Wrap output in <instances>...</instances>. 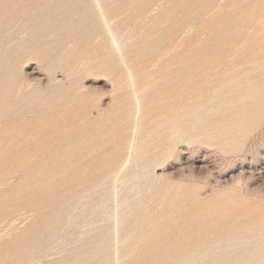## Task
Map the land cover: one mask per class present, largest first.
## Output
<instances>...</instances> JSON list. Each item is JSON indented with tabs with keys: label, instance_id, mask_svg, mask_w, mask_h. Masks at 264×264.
Instances as JSON below:
<instances>
[{
	"label": "rangeland",
	"instance_id": "374dc122",
	"mask_svg": "<svg viewBox=\"0 0 264 264\" xmlns=\"http://www.w3.org/2000/svg\"><path fill=\"white\" fill-rule=\"evenodd\" d=\"M263 91L264 0H0V264L264 235Z\"/></svg>",
	"mask_w": 264,
	"mask_h": 264
},
{
	"label": "bare ground",
	"instance_id": "6f19581e",
	"mask_svg": "<svg viewBox=\"0 0 264 264\" xmlns=\"http://www.w3.org/2000/svg\"><path fill=\"white\" fill-rule=\"evenodd\" d=\"M205 1V0H204ZM97 2V1H95ZM100 2V1H99ZM98 2V3H99ZM65 3V2H64ZM105 3V2H104ZM205 3V2H204ZM209 3V2H208ZM103 4V3H102ZM101 4V5H102ZM99 5V4H98ZM107 5V4H106ZM94 6H97L94 4ZM105 6V5H104ZM64 7V6H63ZM101 7V6H100ZM60 8V7H59ZM208 8V7H207ZM96 10V9H94ZM98 11L101 10L97 9ZM65 11V10H64ZM42 16V15H41ZM43 21V20H42ZM233 21L235 22V20L233 19ZM46 23V22H45ZM62 23V22H61ZM8 24V23H7ZM6 24V25H7ZM5 25V26H6ZM224 29V28H223ZM120 31V30H119ZM111 33V31H109ZM117 32V31H116ZM113 34V33H112ZM118 34V33H117ZM215 34V33H214ZM115 36V34H113ZM111 36V35H110ZM118 36V35H117ZM113 37V36H112ZM117 38V37H116ZM234 38V37H233ZM115 39V37L113 38ZM111 38V40H113ZM121 40V39H120ZM231 40V39H230ZM114 41V40H113ZM246 41V40H245ZM121 42V41H120ZM114 43V42H112ZM125 44V43H123ZM213 44V43H212ZM240 44V43H239ZM238 44V45H239ZM225 45V44H224ZM115 46V44H114ZM122 46V44H121ZM116 47V46H115ZM118 48V47H117ZM224 48V47H223ZM124 49V48H123ZM225 49V48H224ZM116 52L118 51L115 50ZM245 54V53H244ZM62 56V55H61ZM249 56V55H248ZM60 62V61H59ZM262 63V62H261ZM217 67V66H216ZM220 69V68H219ZM241 70V68H240ZM232 71V70H231ZM32 73V72H31ZM33 76V75H32ZM34 77V76H33ZM37 77V76H36ZM43 77V76H42ZM41 79V78H40ZM251 80V78H250ZM221 82V80H220ZM132 84V83H131ZM222 87V86H221ZM220 88V87H219ZM223 88V87H222ZM257 92L258 91H253L252 92V89L249 88V87H245L243 90L240 91V94H239V97H238V101L241 102L243 105L246 104V101L248 99H253L254 98V95H257ZM223 93V92H222ZM214 94V93H213ZM263 95H264V91H263ZM224 100V99H223ZM229 100V99H228ZM264 102V101H263ZM223 105V104H222ZM260 105V104H259ZM225 106V105H224ZM260 107V106H259ZM218 108V107H217ZM263 109V108H262ZM248 110V108H247ZM226 112V111H225ZM263 114V113H262ZM205 120V119H204ZM213 120V119H212ZM200 121V120H199ZM207 121V120H206ZM196 124V123H195ZM194 124V125H195ZM206 125V124H205ZM41 127V126H40ZM232 130V129H231ZM251 130V129H250ZM244 132H246L247 130L244 129L243 130ZM204 132V131H203ZM20 136V135H19ZM22 140V139H21ZM33 140V139H32ZM36 141V140H35ZM23 145V144H21ZM139 147V146H138ZM9 149V148H8ZM135 149V148H133ZM13 152V151H12ZM138 153V152H137ZM20 155V154H19ZM16 167V166H15ZM246 168V167H245ZM262 168V167H261ZM251 169V168H250ZM249 169V170H250ZM244 170V168H243ZM251 171V170H250ZM259 171V170H258ZM241 172V171H240ZM244 172V171H243ZM250 173V172H249ZM120 174V173H119ZM250 175V174H249ZM116 182V181H115ZM26 187V186H25ZM118 190V189H117ZM133 191V190H132ZM163 192V191H162ZM116 193V192H115ZM132 193V192H131ZM165 194V193H164ZM116 202V201H115ZM127 204V203H126ZM133 204V203H132ZM132 206V205H131ZM142 206V205H141ZM130 207V206H129ZM140 207V205H139ZM116 209V207H115ZM143 209V208H142ZM118 211V210H117ZM116 212V211H115ZM116 214V213H115ZM142 216V215H141ZM127 218V217H126ZM116 222V221H115ZM139 223V222H138ZM117 224V223H116ZM115 224V225H116ZM137 224V223H136ZM131 225V224H130ZM135 225V224H134ZM127 227V226H126ZM142 228V227H141ZM128 229V228H127ZM251 231V230H249ZM137 232V231H136ZM214 232V231H213ZM135 233V232H134ZM251 234V233H249ZM255 234V233H254ZM116 235V234H115ZM126 235V234H125ZM134 235V234H133ZM127 236V235H126ZM262 236L264 239V235H244V234H240V235H224V236H221L219 238V242H220V245L219 242L218 244L215 242V243H212V256H217V260L215 259V262H218V264H264V242H263V245H257V239L255 237H259L260 240ZM133 237V236H132ZM135 237V236H134ZM255 238V241H253ZM130 238V237H129ZM252 238V239H250ZM128 239V238H127ZM218 239V238H217ZM250 241H253V242H250ZM263 241V240H262ZM237 243V244H236ZM239 243L240 246L238 245ZM260 243V241H259ZM262 243V242H261ZM249 244H251L249 246ZM234 245L236 247H234ZM237 245L238 247L240 248H237ZM249 246L248 248L246 247ZM245 246V247H244ZM235 248V249H234ZM237 248V249H236ZM236 256V257H235ZM216 258V257H215ZM236 258H239L237 261H236Z\"/></svg>",
	"mask_w": 264,
	"mask_h": 264
}]
</instances>
